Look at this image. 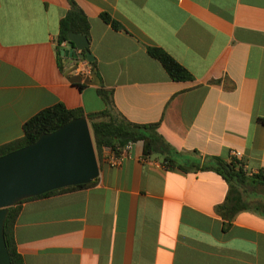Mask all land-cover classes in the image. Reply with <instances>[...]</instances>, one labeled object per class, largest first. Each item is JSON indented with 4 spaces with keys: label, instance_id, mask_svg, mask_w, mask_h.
<instances>
[{
    "label": "crops",
    "instance_id": "1",
    "mask_svg": "<svg viewBox=\"0 0 264 264\" xmlns=\"http://www.w3.org/2000/svg\"><path fill=\"white\" fill-rule=\"evenodd\" d=\"M74 2L89 24L84 66L56 54L66 0H0V144L55 103L85 116L102 110V91L126 120L155 123L184 170L143 155L139 140L115 166L103 149L92 184L16 204L22 263L264 264V210L222 219L215 206L226 183L202 168L235 150L247 172L264 174V0ZM149 46L189 78L170 79Z\"/></svg>",
    "mask_w": 264,
    "mask_h": 264
},
{
    "label": "trees",
    "instance_id": "2",
    "mask_svg": "<svg viewBox=\"0 0 264 264\" xmlns=\"http://www.w3.org/2000/svg\"><path fill=\"white\" fill-rule=\"evenodd\" d=\"M66 1L68 8L58 21L56 43L58 45L60 41L65 40L71 46V43L67 40V33L73 32L84 35L88 40L89 24L86 16L74 0ZM99 17L112 28H118L117 23L110 19L106 13H100ZM59 50L60 47H57V55ZM146 53L159 62L170 79L185 80L189 78L184 68L163 50L149 46L146 48ZM76 58H84L83 50L77 52ZM98 94L105 103V107L98 112L85 116L97 166L102 161L103 149H108L109 155H118L124 144L139 140L142 143L143 155L157 154L161 157V162L164 165L176 166V168L184 170V167L177 164L167 153V146L154 131L155 123L138 124L126 120L120 113L113 110L105 93L98 91ZM81 115H83V112L80 108H66L61 103H55L41 109L22 123V134L19 138L0 144V155L29 144L39 134L50 132L71 118ZM202 168L214 170L226 183L223 200L215 206L216 213L222 219L229 220L236 212L249 207L255 206L264 210V192L258 191V187L264 188V174L260 170L247 172L243 167V163L232 155H229L227 159L212 157V162H205ZM94 179L88 183L53 189L37 196L82 188L92 184ZM16 212V204L8 208L3 221L2 234L10 264H23L15 250L12 235Z\"/></svg>",
    "mask_w": 264,
    "mask_h": 264
},
{
    "label": "water",
    "instance_id": "3",
    "mask_svg": "<svg viewBox=\"0 0 264 264\" xmlns=\"http://www.w3.org/2000/svg\"><path fill=\"white\" fill-rule=\"evenodd\" d=\"M70 48L60 55L75 58L83 50L93 60L84 35L67 33ZM98 175L85 115L71 118L41 133L31 143L0 155V264H10L3 240V221L9 207L47 191L88 183Z\"/></svg>",
    "mask_w": 264,
    "mask_h": 264
},
{
    "label": "built area",
    "instance_id": "4",
    "mask_svg": "<svg viewBox=\"0 0 264 264\" xmlns=\"http://www.w3.org/2000/svg\"><path fill=\"white\" fill-rule=\"evenodd\" d=\"M67 45V42L65 40H62L59 42V46L60 47H64ZM77 51V50H76ZM80 63V65L84 66L87 64V60L85 58H80V61H78ZM131 142H127L126 144L123 145V147L121 148L120 152L123 151V150H126L129 146H130ZM120 154L119 153L118 155H111L109 156L108 158L105 159V162L108 166H115L118 164L119 160H120ZM230 155L238 158L239 157V152L238 151H231L230 152Z\"/></svg>",
    "mask_w": 264,
    "mask_h": 264
},
{
    "label": "rangeland",
    "instance_id": "5",
    "mask_svg": "<svg viewBox=\"0 0 264 264\" xmlns=\"http://www.w3.org/2000/svg\"><path fill=\"white\" fill-rule=\"evenodd\" d=\"M258 191H259V192H264V188H260V187H258Z\"/></svg>",
    "mask_w": 264,
    "mask_h": 264
}]
</instances>
